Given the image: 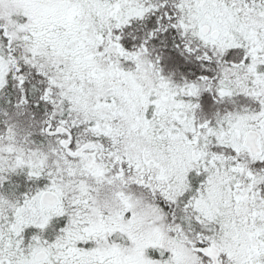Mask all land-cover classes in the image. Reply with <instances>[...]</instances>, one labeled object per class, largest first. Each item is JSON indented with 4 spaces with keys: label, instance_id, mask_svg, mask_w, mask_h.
<instances>
[{
    "label": "snow or ice",
    "instance_id": "6c2138e0",
    "mask_svg": "<svg viewBox=\"0 0 264 264\" xmlns=\"http://www.w3.org/2000/svg\"><path fill=\"white\" fill-rule=\"evenodd\" d=\"M0 264H264V0H0Z\"/></svg>",
    "mask_w": 264,
    "mask_h": 264
}]
</instances>
